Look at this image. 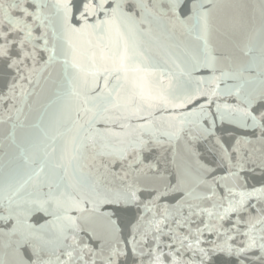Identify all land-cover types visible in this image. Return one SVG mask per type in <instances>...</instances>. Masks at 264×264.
Listing matches in <instances>:
<instances>
[{"label": "snow or ice", "instance_id": "1", "mask_svg": "<svg viewBox=\"0 0 264 264\" xmlns=\"http://www.w3.org/2000/svg\"><path fill=\"white\" fill-rule=\"evenodd\" d=\"M0 264H264V0H0Z\"/></svg>", "mask_w": 264, "mask_h": 264}]
</instances>
